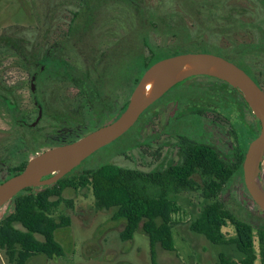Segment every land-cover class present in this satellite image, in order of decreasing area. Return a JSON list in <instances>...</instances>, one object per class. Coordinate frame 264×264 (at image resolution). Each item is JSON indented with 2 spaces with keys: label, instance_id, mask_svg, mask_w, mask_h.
<instances>
[{
  "label": "rangeland",
  "instance_id": "1",
  "mask_svg": "<svg viewBox=\"0 0 264 264\" xmlns=\"http://www.w3.org/2000/svg\"><path fill=\"white\" fill-rule=\"evenodd\" d=\"M59 1L0 0V177L7 169H15L22 162L60 145L58 140L46 135H49L51 126H57L54 118L57 119L61 111L72 110L82 117L84 125L64 138L67 141L77 140L114 121L138 83L136 62L129 55H124L121 51L123 46L118 45L123 38L136 32L138 14H134L124 0L102 1L96 16L100 24L94 33H89L88 43L82 48L74 46L71 38L65 41L70 37L69 29L77 11L73 1L77 0H65L69 6L57 9L55 5ZM137 1L141 7L140 15L146 23L141 31L146 32L150 45V49L144 47L142 50L144 59L161 60L185 53H209L238 66L236 60L227 56L233 55L239 57L240 64L264 91V0ZM46 10L52 11L46 18L51 22L48 28L44 25L40 27L39 23ZM58 42L63 43L65 51H57L48 59V67L33 76L34 67L24 61V57L27 56L31 62L33 56L42 55ZM126 43H131L130 37ZM240 47L245 48L238 51ZM116 48L118 54L109 55L99 69L90 66V61L86 60V55L90 53L96 56L110 54ZM130 48L131 45L127 49ZM52 60H61L71 69L77 60L81 71L91 81L100 77L104 106L97 119L87 108L79 89L69 79L59 75L63 68ZM131 69L135 72H130ZM186 80L165 94L167 99L156 108L154 118L146 114L140 125H134L74 169L70 175L73 178L72 187L63 190L62 199L52 215L56 222H60V218L70 222L54 234L64 254L51 259L37 256L27 264H151L148 237L138 230L132 240L122 242L119 235L124 221L112 219L115 209L96 208L90 182L81 175L106 163L143 173H155L179 163L178 142L166 134L176 102L181 104V108L170 122L168 132L171 135L198 141L200 137L206 140L207 135L213 134L221 138L220 145L230 149L235 142L227 132L240 124L245 127L246 140L250 142L253 139L250 127L257 119L236 91L208 76H193ZM218 99L221 104L231 103L232 112L228 115L221 112L214 102ZM35 106L40 107L42 114L38 123L30 127L37 115ZM225 110L229 111L228 108ZM211 141L216 139L211 138ZM193 180L198 183V176L194 175ZM256 183L264 192V157ZM173 201L178 208L172 229L175 252L164 251L156 245V264H218L219 253L234 261L242 258L234 246L211 244L202 235L190 230V223L213 201L223 203V207L237 219L250 223L254 231L257 226L264 225V212L251 200L242 176L211 200L203 197L201 186L197 185L193 191L174 196ZM10 209L8 203L2 206L0 219ZM17 228L22 230L20 226ZM222 233L225 239L234 236L230 222ZM35 238L42 241L39 236ZM255 251V264H260L257 238ZM0 264H11L2 249Z\"/></svg>",
  "mask_w": 264,
  "mask_h": 264
},
{
  "label": "trees",
  "instance_id": "2",
  "mask_svg": "<svg viewBox=\"0 0 264 264\" xmlns=\"http://www.w3.org/2000/svg\"><path fill=\"white\" fill-rule=\"evenodd\" d=\"M102 1L107 0L73 1V6L77 7V11L69 29L70 37L65 41L68 42L71 38L74 40V46L85 47L90 37L89 33H94L97 29L99 21L96 20V16L99 15ZM33 3L35 5V2ZM124 3L140 18L136 24V32L129 36L131 43H126L128 37L123 38L118 45L123 46L121 51L124 55H129L136 62V72L133 69L130 72L137 73L139 80L142 74L160 59L143 58V48L150 49L146 32L141 31L146 27L145 18L140 15L141 7L137 0H124ZM63 6H69V3L66 4L65 0H61L55 8L59 9ZM51 12L46 10L43 17H40V27L43 25L50 27L51 22L46 18ZM147 24L153 25L154 23L147 21ZM130 45L132 49H127ZM244 48L240 47L238 51ZM57 51H65L63 43L58 42L51 45L40 56L32 55L33 61L31 62L27 56L24 57V61L28 64L32 63L31 66L34 67L33 76L48 67L50 64L48 59ZM118 51L116 48L113 53L99 56L90 53L86 55V60L90 61V66H96L99 69L105 61L107 62L109 55L118 54ZM227 56L236 60L240 65H238L239 68H243L240 60L237 59L239 57ZM37 57L40 59L37 60ZM52 61L63 68L59 71V75L69 79L79 89L87 108L97 119L104 106L100 77L91 81L90 77L81 71L80 62L77 60L74 61L75 66L72 69L70 65L64 64L61 60ZM79 71L81 75L78 74ZM126 106L127 104L122 107L121 112ZM54 119L58 122L57 126H51L49 135L46 137L58 140L60 145L73 142L65 139L75 129L84 125L82 117L77 116V112L72 110L65 109L59 113L57 119ZM258 132L259 124L255 123L252 138L256 137ZM224 137L226 140L223 134ZM178 145L179 163L155 173H143L106 163L87 170L81 175L90 182L96 208L98 210L115 209L112 219L124 221V228L119 235L122 242L132 240L134 233L138 230L148 237L151 264H156L154 261L156 245L164 251L175 252L172 229L175 225L173 217L178 213V208L173 201L174 196L182 192L193 191L198 185L201 186L203 197L211 200L242 176V163L247 143H243L239 148L234 147L232 152L220 144L216 148H211L205 142L187 138H181ZM26 164L27 161H24L15 169L8 170V174L1 182L22 172ZM73 171L52 185L24 189L8 202L11 209L0 219V249L5 251L11 264H27L30 259L37 256H44L47 259L63 256V249L56 242L54 234L56 230L67 227L70 222L68 219L61 218L60 222H56L52 215L62 199L63 190L72 187L73 178H70V175ZM194 175L198 176V183L193 180ZM227 222H230L234 230V236L229 239H225L222 233ZM17 226H20L22 230ZM189 227L192 232L202 235L211 244L234 246L242 256L240 260L234 261L223 253H219L218 264H255L257 260L255 238H257L259 262L264 264V225L257 226L254 231L250 223L237 219L230 210L223 207L220 201H213L205 206ZM36 236L41 237L42 241H38Z\"/></svg>",
  "mask_w": 264,
  "mask_h": 264
},
{
  "label": "water",
  "instance_id": "3",
  "mask_svg": "<svg viewBox=\"0 0 264 264\" xmlns=\"http://www.w3.org/2000/svg\"><path fill=\"white\" fill-rule=\"evenodd\" d=\"M193 76L212 77L238 90L259 122V134L248 144L244 155L242 179L251 200L264 212V192L256 183L264 157V91L244 70L209 53L174 55L151 65L114 121L71 143L54 146L30 158L22 172L0 183V208L24 189L56 183L96 151L127 133L152 104L172 87Z\"/></svg>",
  "mask_w": 264,
  "mask_h": 264
},
{
  "label": "flooded vegetation",
  "instance_id": "4",
  "mask_svg": "<svg viewBox=\"0 0 264 264\" xmlns=\"http://www.w3.org/2000/svg\"><path fill=\"white\" fill-rule=\"evenodd\" d=\"M237 66V65H236ZM242 70H244L245 71V73L257 84V82L254 80V78L245 70V68H241ZM215 79V78H214ZM217 80V79H216ZM185 81H187V80H184L183 82H181L180 84H183ZM219 81V80H218ZM221 83H223V84H225L226 86H229V85H227L226 83H224V82H222V81H220ZM258 85V84H257ZM259 86V85H258ZM230 87V86H229ZM260 87V86H259ZM231 88V87H230ZM231 89H233V88H231ZM234 91H236V89H233ZM238 91V90H237ZM239 92V91H238ZM237 92V93H238ZM239 95H240V93H238ZM164 97V98H163ZM203 97H205V98H207L208 96H203ZM240 98L242 99V101L244 102V100H243V98L241 97V95H240ZM167 99V97L165 98V95L164 96H162L159 100H157L154 104H152L145 112H144V114H142L141 116H140V118L137 120L138 122H137V124H136V127L138 126V125H140V123H141V121L142 120H144V119H146L145 118V115L146 114H148V117L149 118H154L155 116H156V112H155V110H156V108H158L159 106H160V104L161 103H164V101ZM170 100H173L172 98L170 99ZM212 100H214V99H212ZM215 102V104H217L219 107H220V110H221V112H223V113H227V114H225V115H228L229 113H231L232 112V105H231V103H223V104H221V102L222 101H219V99L217 100V101H214ZM244 104H245V107L248 109V111H250V109L248 108V106L246 105V103L244 102ZM176 105H177V107H176V110L174 111V116L170 119V122L171 121H173L175 118H176V114H177V112L179 111V109L181 108V104H179V103H177L176 102ZM36 107V110H37V115H36V117H35V119H34V121L29 125L30 127H34V124H37L38 123V121H39V117H40V114H42L41 113V111L42 110H40V107H38V106H35ZM225 108H228V112H226V110H225ZM120 110H122V108H120ZM121 114V113H120ZM170 122H169V124H168V126H167V129H166V134L167 135H169V136H172L171 138H174V139H176L177 140V142L179 143V140H181V138H183V137H180V136H174V135H171L168 131V129H169V126H170ZM24 123V122H23ZM255 123H258L259 124V122L258 121H256ZM255 126V124L254 125H252L250 128H252L253 129V127ZM244 130H245V127L243 126H241L240 124H238V125H236L233 129H230V130H228V132H227V134L230 136V137H232V139L234 140V142H235V145L232 147V148H230L229 149V151H233V149H234V147H237V148H239V147H241L242 146V144L243 143H247V147H248V144L254 139V138H256V137H254L250 142H248L247 140H246V138H245V133H244ZM259 130H260V125H259ZM223 134L224 135H226L224 132H223ZM258 134H259V132H258ZM257 134V135H258ZM208 137H207V139L206 140H204V138H202V137H200L201 138V140H198V141H202V142H205V143H207L209 146H211V148H216L217 146H218V144H219V141H220V137H217L216 135H213V134H211V135H207ZM211 138H215L216 139V141H211ZM227 138V137H226ZM210 139V140H209ZM224 139H225V137H224ZM247 150V149H246ZM177 155H178V157H179V161H180V152H179V145L177 144ZM178 164V163H177ZM262 164V163H261ZM171 165H176V164H171ZM171 165H168L166 168H168L169 166H171ZM166 168H164V169H166ZM164 169H162V170H164ZM8 174V169L6 170V173L2 176V177H0V183H2L1 181L3 180V178L5 177V175H7ZM11 178V177H10ZM9 179V178H8ZM6 181V180H5ZM4 182V181H3Z\"/></svg>",
  "mask_w": 264,
  "mask_h": 264
},
{
  "label": "bare ground",
  "instance_id": "5",
  "mask_svg": "<svg viewBox=\"0 0 264 264\" xmlns=\"http://www.w3.org/2000/svg\"><path fill=\"white\" fill-rule=\"evenodd\" d=\"M149 89V85L146 87V90H148Z\"/></svg>",
  "mask_w": 264,
  "mask_h": 264
},
{
  "label": "crops",
  "instance_id": "6",
  "mask_svg": "<svg viewBox=\"0 0 264 264\" xmlns=\"http://www.w3.org/2000/svg\"><path fill=\"white\" fill-rule=\"evenodd\" d=\"M158 246V245H157Z\"/></svg>",
  "mask_w": 264,
  "mask_h": 264
}]
</instances>
